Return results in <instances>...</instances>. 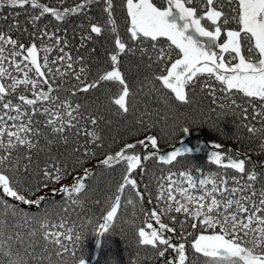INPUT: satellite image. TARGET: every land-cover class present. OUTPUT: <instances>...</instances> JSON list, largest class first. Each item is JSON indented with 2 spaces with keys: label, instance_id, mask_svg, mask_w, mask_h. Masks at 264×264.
<instances>
[{
  "label": "snow or ice",
  "instance_id": "snow-or-ice-1",
  "mask_svg": "<svg viewBox=\"0 0 264 264\" xmlns=\"http://www.w3.org/2000/svg\"><path fill=\"white\" fill-rule=\"evenodd\" d=\"M58 2L64 5L66 0ZM100 4L101 0H79L74 6L52 7L40 0H0V21L7 24V30H0V193L3 194L0 195V264H86L83 256H76L75 243L81 236L77 233L74 237L73 232L77 227L90 225V219L83 218L78 225L70 216L58 213L53 218L47 209L38 216L30 215L5 199L39 207L45 197L27 198L21 191L25 184L29 185L28 191H39L50 183L62 182L77 167H82L83 176L75 177L71 186L62 184L59 189H53V194L64 195L62 212L80 205L78 194L86 189L84 180L92 175L83 165L97 156L90 145L96 149L103 146L100 124L106 117L98 107L89 111L76 102L78 93H94L103 82L118 83L119 95L112 104L125 117L138 111L131 100L143 93L144 109L139 112L138 123L146 127L152 118L148 104L155 103L154 98L163 95L162 90L170 91L177 103L191 104L190 87L206 75L202 90H207L213 104L222 110L227 108L235 114L239 109L248 118L247 108L237 104L232 90L258 100L259 109L251 100L249 106L253 109V120L259 117L262 127L251 123L244 127L253 136L264 133V0H162L159 6L153 0H126L130 17L127 41L121 38L113 19V0H103L106 24L89 22L87 28L83 24L77 26L80 29L77 51L95 43L94 38L106 29L115 34L108 67L89 80L91 60L84 55L74 57L71 51H66L70 48L67 29L61 36L60 28L53 26L50 30L47 24L40 27V21L46 15L57 23H65L74 16L87 17L92 7ZM21 16L25 17L23 24ZM232 21L240 25V30L228 27ZM27 25L33 28L29 44L12 34L28 33ZM222 30L226 39L220 43ZM162 38L166 46H161ZM95 51L93 47L90 54ZM137 52L140 60L147 59V67L155 64L160 72L145 75L133 86L127 70H122L123 58ZM69 76L75 83L66 87ZM213 80L220 82L221 87H215ZM217 92L224 95L217 96ZM181 131L189 133L190 128L183 127ZM81 138H86L83 144ZM138 146L146 153L149 148L156 150L158 139L149 135L126 143L115 155L106 154L99 160V165L105 167L126 164L118 194L97 226V234L101 236L113 227L122 206L120 194L126 186L136 193V199L125 200L126 205L135 209L139 204L143 211L145 193L152 199L148 185L141 192L137 180L130 178L135 169L143 171L141 155L136 152ZM60 147L73 156L70 166L64 153L58 154ZM221 147L218 143L213 145L214 149ZM259 147L264 150V142ZM189 151L177 148L166 155L153 151L151 156L171 165ZM149 158L146 154L143 160ZM225 160L227 163H223ZM249 162L250 157L240 158L239 153L234 158L231 154L212 151L210 163L241 175L200 174L201 170L197 169L196 176L184 170L153 176L156 204L161 207L159 211L146 213V227L138 229V245L154 250L145 259L163 260V264H191L185 243L174 244L172 236L165 235L177 233V228L162 222V217H167L179 225L181 240L192 234L185 228L189 221L198 219L204 231L220 229L211 235H198L191 244L194 253L211 258L212 264H264V183L255 165L246 171ZM37 176L40 179L33 188L32 180ZM80 211H85L82 205ZM173 213L182 214L184 219L178 220ZM153 219L159 228L148 222ZM190 227L196 229L197 224L192 222ZM169 250L171 254L166 257ZM112 264L117 261L113 260ZM130 264L141 262L134 259Z\"/></svg>",
  "mask_w": 264,
  "mask_h": 264
},
{
  "label": "trees",
  "instance_id": "trees-1",
  "mask_svg": "<svg viewBox=\"0 0 264 264\" xmlns=\"http://www.w3.org/2000/svg\"><path fill=\"white\" fill-rule=\"evenodd\" d=\"M41 3L48 4L52 7H69L74 6L79 0H66L64 5H60L58 0H40ZM162 0H153L158 6ZM235 7V5H233ZM228 11V7L225 8ZM235 14V13H233ZM113 19L116 22V27L122 39L127 41L128 27H130V17L127 14L126 0H113ZM21 23H24L25 17H20ZM89 22L106 24L107 14L103 12V0L100 5L93 6L87 17L74 16L70 17L65 23H57L50 16H45L40 21V27L45 24L49 29H53V26L61 29L60 35L64 36V29H67V37L70 41V48L66 51H71L73 56L84 55L91 60L90 68L91 74L89 80H92L96 75L102 74V70L108 67L107 58L109 57L112 49V43L115 34L106 29L100 37H95V43H89L88 48L78 47V37L80 35V29L78 25L83 24L85 28L88 27ZM28 33L20 35L13 32V37L17 38L29 44L32 41L30 33L33 32L31 25H27ZM110 28V26H108ZM234 30H240V25L235 21H232L228 26ZM0 30H7V24L0 21ZM74 33L75 37L74 38ZM224 39L223 30L220 40ZM39 45V41H37ZM148 41H145V45H148ZM161 46L166 44L161 42ZM95 48L96 51L90 54V49ZM55 55V53H53ZM147 59L140 60L139 53L135 55H128L123 58V69L128 72L129 80L133 86L139 83L145 75L152 73H159L160 68L155 64L151 68L147 67ZM170 67V63L168 65ZM76 67V65H74ZM110 70V69H109ZM69 84L66 87H70L75 83L71 76L67 77ZM207 79V76H201L199 81L194 87H190L189 95L192 100L191 104L177 103L172 94L168 90H162L163 95H160L155 99V103L149 102L148 107L152 111V118L148 120L147 126H141L138 123L139 112L144 109V97L143 93L132 98L131 103L138 111H133L131 115L122 116L117 111L112 100H114L120 91V86L115 82H103L98 91L90 94L78 93L76 102H79L85 106V109L91 111L93 108H99L105 115L106 119L101 122L100 129L103 136V146L100 149H96L94 145H90L91 150L97 152V156L93 157L90 161L85 163L83 167L88 168L92 175L84 180L86 189L78 194L80 205L83 206L85 211H80V205H73L68 208V212L64 213L61 208L64 206V195L57 192L53 194V189H59L62 184L71 186L74 183L75 177L83 176V168L77 167L67 177L62 179V182L50 183L47 188L41 187L39 191H28L29 185L25 184L21 189L22 194H25L29 199H35L36 197L43 196L45 200L39 207L36 205H25L12 198H7L8 203L18 204L25 212L30 215H39L43 210L51 214L53 218H56L57 214L71 218V220L77 221V224L83 222V218L91 220L90 225L84 227H77L73 232V236L77 233L80 234L81 239L75 243L76 256L79 258L83 256L86 264H112V261H117V264H130L132 260H138L141 264H163V260L145 259V257H151L154 250L150 246L141 247L138 245V229L140 227H146L145 214L150 213L151 210L156 209L159 211L161 206L156 204V185L153 182V176H159L166 174L169 171L179 172L181 170L189 171L193 176L197 175V169L201 170L200 174L209 172H225L228 177L239 176L236 170L224 169L221 166L210 163V154L212 151H220L224 154H231L236 157V154H240V158L250 157L251 162L246 163V171L255 165L258 176L261 178V183H264V150H261L259 145L264 142V133H257L255 136L248 133L246 124H254L257 128L262 127L260 118L255 120L252 118L253 109L249 106L251 100L257 107L260 108V102L248 98L239 93L236 90H232L233 98L236 99L238 105H242L247 108V119H245L239 109L235 110V114L230 109H220L216 104H213V98L207 90H202V82ZM212 84L219 88L220 82L211 81ZM159 87V85L157 84ZM46 90V89H45ZM217 96H223V93L217 92ZM229 103L230 101H224ZM215 109V111H213ZM218 113H224L218 116ZM145 119H148L145 117ZM183 127H189L190 132L184 133L181 131ZM89 130L91 126L89 125ZM156 136L158 139V149L153 150L149 148L147 153L142 147L136 149V152L141 155L142 167L135 169L130 178L137 180L139 191L145 192L144 185H148V192H151L152 199H148L147 193L143 200V211L140 210V205L137 204L134 209L131 205H126L125 200L129 197L136 199L135 191L130 190V186L125 187L124 193L120 194L122 197V206L118 209L117 217L114 220L113 227L108 233L103 236L97 234L99 231L98 224L103 222L102 217L110 210L111 203L114 201V197L117 193V189L126 174V164L121 162L115 164L112 167H105L99 165V160L105 158L106 154L115 155L120 151L126 143H132L138 140L145 139L146 136ZM86 138H81L80 143L83 144ZM43 143V141H41ZM220 144V149H214L213 145ZM177 148L189 149L187 154H184L177 158L171 165H165L158 161V156H151L153 151H157L158 155H166L169 151H174ZM59 153H64L68 165L70 166L73 161V156L70 152H65L63 147L58 150ZM148 154L150 158L147 161L143 160L144 155ZM83 159V157H82ZM223 163H227L225 160ZM40 177L32 180V187L39 181ZM231 186V185H230ZM260 184H257L259 187ZM0 195H3L0 193ZM97 201L99 203H97ZM75 208V211H73ZM178 220L184 219L182 214H175ZM13 222L14 221H11ZM153 227L159 228L154 219L150 220ZM162 222L168 223L170 227L177 228L176 234L165 233L166 236H172V243L179 244L185 243V251L189 257L191 264H212V259L204 257L202 254L193 252L191 244L196 237L200 234L211 235L214 231L219 232L220 229H207L202 230L200 227V221H189L185 228L186 232L192 233L186 236V239L181 240L179 237V225L173 224L167 219L162 217ZM195 222L197 224L196 229H192L190 224ZM255 226V225H253ZM146 230L150 231L146 228ZM139 253V256H136ZM171 254L166 253V257Z\"/></svg>",
  "mask_w": 264,
  "mask_h": 264
},
{
  "label": "rangeland",
  "instance_id": "rangeland-1",
  "mask_svg": "<svg viewBox=\"0 0 264 264\" xmlns=\"http://www.w3.org/2000/svg\"><path fill=\"white\" fill-rule=\"evenodd\" d=\"M225 39H226V37L224 36V39H222V41L220 40V43H223Z\"/></svg>",
  "mask_w": 264,
  "mask_h": 264
}]
</instances>
